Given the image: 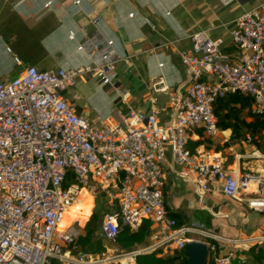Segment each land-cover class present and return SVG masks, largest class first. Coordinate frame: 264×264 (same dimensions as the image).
Returning <instances> with one entry per match:
<instances>
[{"label":"built area","instance_id":"obj_1","mask_svg":"<svg viewBox=\"0 0 264 264\" xmlns=\"http://www.w3.org/2000/svg\"><path fill=\"white\" fill-rule=\"evenodd\" d=\"M186 37L190 49L179 53L185 90L170 91L159 76L151 84L148 111L117 109L119 122L114 124L91 126L64 97L80 78L98 79L121 97L117 67L126 58L100 31L80 43L86 65L50 71L26 66L13 79L0 81V264H48L50 258L67 264H134L138 255L182 250L191 241L205 243L214 264H232L219 244L235 240L200 224L178 226L168 215L163 164L170 156L198 193L219 185L225 197L264 213L263 175L228 171L221 156L208 159L199 149H189L195 130L209 139L220 133L214 103L228 93L252 97V113L264 116V2L233 21L232 54L223 50L221 38L205 30ZM161 93L169 96L172 109L167 124L160 118L167 111L158 103ZM256 153L255 158L262 157ZM82 190L97 191L113 206L100 226L107 243L115 244L120 227L134 232L143 220L159 224L167 234L160 239L152 235L151 244L109 257L72 254L76 248L69 245L79 236L76 222L61 231L58 225ZM260 240L264 238L247 239Z\"/></svg>","mask_w":264,"mask_h":264},{"label":"crops","instance_id":"obj_2","mask_svg":"<svg viewBox=\"0 0 264 264\" xmlns=\"http://www.w3.org/2000/svg\"><path fill=\"white\" fill-rule=\"evenodd\" d=\"M261 2L264 0H0V81L13 79L26 66L39 71L82 67L88 59L80 43L85 35L100 31L126 58L117 67L116 88L121 97L94 78H80L64 97L91 126L114 124L119 122L117 109L148 111L151 84L159 76L170 91L185 90L187 75L179 53L190 49L187 35L205 30L210 37L221 38L223 50L232 54L233 21ZM95 18L99 22L93 24ZM156 97L167 110L160 114L161 123L167 124L172 113L169 96L161 93ZM230 135L231 130L220 131L213 140L222 146ZM240 148L231 144L219 152L215 145L196 149L208 159L221 156L228 171L241 172ZM163 168L168 215L176 214L183 226L200 224L235 240L219 244L221 254L231 255L232 264H255L248 253L255 241L248 242L247 237H264V214L225 197L219 185L198 193L192 179L179 174L180 168L170 156ZM166 234L159 224L151 225L145 245L154 241L152 235L160 239Z\"/></svg>","mask_w":264,"mask_h":264},{"label":"trees","instance_id":"obj_3","mask_svg":"<svg viewBox=\"0 0 264 264\" xmlns=\"http://www.w3.org/2000/svg\"><path fill=\"white\" fill-rule=\"evenodd\" d=\"M252 104V97L239 93H228L224 97L218 98L214 103L217 126L220 131L231 130L230 138L227 143L220 146L218 142L204 136L202 130L197 129L194 131L196 138L189 140V149L192 153L200 146H204L205 149H210L213 145H215V152H219L231 144H239L242 151L246 154H250L254 150L264 153V116L252 113ZM247 137H250V143H246ZM104 206L105 210L102 207L94 210L90 217L88 216L89 220L85 226L82 229L78 228L79 236L69 245L70 250L73 247L76 248V250H72V254L79 251L90 254H101L105 251V240L95 236V232L101 226L104 216L113 211L112 205L104 203ZM75 207L63 216L61 225L64 227L74 221L71 219V213ZM169 216L176 220L178 226H182L176 214H169ZM88 217L84 219L79 218L76 221L79 225H82ZM151 225V221L143 220L138 230L134 232L126 227H120L114 246L124 252H130L144 246L151 235ZM185 250L186 248L172 250L166 253L156 250L141 254L135 257L134 264H187ZM248 253L255 264H264V243H251L248 248ZM48 264H60V262L57 259L50 258ZM209 264L214 263L210 260Z\"/></svg>","mask_w":264,"mask_h":264},{"label":"rangeland","instance_id":"obj_4","mask_svg":"<svg viewBox=\"0 0 264 264\" xmlns=\"http://www.w3.org/2000/svg\"><path fill=\"white\" fill-rule=\"evenodd\" d=\"M223 136L227 137L228 135L223 133ZM258 152H259V155L262 156L261 158H255L253 156V154H257L256 150L252 151V153H250V154H244V152L240 148L239 153L241 155H243V158L239 159L240 160V167L242 170L241 172L248 171V172H253L255 174L264 176V153H262L260 151H258ZM245 155H246V157H245ZM88 190L91 191L90 189H88ZM77 202L78 203H77L75 209L71 213V219L74 221H72L69 225L76 222L75 225L79 229H82L85 226L86 222L89 220V217L94 210H98L100 207H102L103 210H105L104 203H108V198L99 194L97 191H93L92 193L89 192V194L83 193L79 197V201H77ZM85 217L86 218L88 217V219L82 225H79L76 220H78L79 218L84 219ZM61 226H63V225H61ZM250 238H253V237L252 236L247 237V239H250ZM259 242H264V241L260 240ZM104 247H105V251L101 254H98L99 257H109V256H113V255H118V254L124 252V251L118 249L116 246L107 243L106 241L104 242ZM65 249H67V246L62 247V251H64ZM57 260L60 262V264H67L66 260H63V259H57Z\"/></svg>","mask_w":264,"mask_h":264},{"label":"water","instance_id":"obj_5","mask_svg":"<svg viewBox=\"0 0 264 264\" xmlns=\"http://www.w3.org/2000/svg\"><path fill=\"white\" fill-rule=\"evenodd\" d=\"M96 237H101V228L95 232ZM186 258L187 264H209L210 263V251L207 245L199 241H191L186 245Z\"/></svg>","mask_w":264,"mask_h":264},{"label":"bare ground","instance_id":"obj_6","mask_svg":"<svg viewBox=\"0 0 264 264\" xmlns=\"http://www.w3.org/2000/svg\"><path fill=\"white\" fill-rule=\"evenodd\" d=\"M83 193H86V194H89V192H86V191H84V190H82L81 191V193H80V196L83 194ZM79 196V197H80ZM78 200H79V198H78ZM77 204V202L74 204V205H72L64 214H63V216L64 215H66L71 209H73L74 207H75V205ZM63 216H62V218H63ZM62 218H61V220H60V222H59V225H58V230H65L66 228H68L69 226H67V227H63V226H61V221H62Z\"/></svg>","mask_w":264,"mask_h":264}]
</instances>
